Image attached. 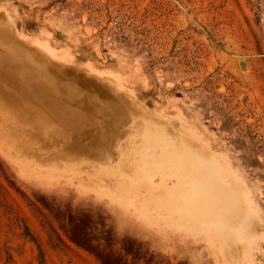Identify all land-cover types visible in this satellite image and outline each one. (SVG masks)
Instances as JSON below:
<instances>
[{
	"label": "rangeland",
	"instance_id": "obj_1",
	"mask_svg": "<svg viewBox=\"0 0 264 264\" xmlns=\"http://www.w3.org/2000/svg\"><path fill=\"white\" fill-rule=\"evenodd\" d=\"M5 131L0 264H264V0H0Z\"/></svg>",
	"mask_w": 264,
	"mask_h": 264
},
{
	"label": "bare ground",
	"instance_id": "obj_2",
	"mask_svg": "<svg viewBox=\"0 0 264 264\" xmlns=\"http://www.w3.org/2000/svg\"><path fill=\"white\" fill-rule=\"evenodd\" d=\"M8 41V42H10L11 44H12V46L13 45H15V46H17L16 44H15V38L12 36V35H10L7 39H5V41ZM25 50V49H24ZM46 67H48V69H50L49 68V66H48V64H46ZM108 103H111V102H109L108 101ZM107 103V104H108ZM120 103V102H119ZM91 110L93 109V107H91L90 108ZM89 109V110H90ZM91 112V111H90ZM92 112H93V110H92ZM107 112V111H106ZM86 113V112H85ZM69 123H70V121H69ZM171 126H179V127H183V125L180 123V122H178V123H173V122H171V123H169ZM104 129V128H103ZM97 130H98V127H97ZM99 131H100V129H99ZM21 132V133H20ZM14 134H20V136L22 135V137H23V135L24 136H26V132L25 131H19L18 133H16V132H14L13 134L12 133H10V131H5V132H1L0 133V137L2 136L4 139L6 138V139H10L8 142H12V143H14V142H16L17 144H18V140L17 139H15L14 137H13V135ZM14 138V139H13ZM163 140V139H162ZM14 141V142H13ZM11 143V144H12ZM175 144V143H174ZM174 144H172V145H174ZM197 144V146H190V148L192 149V150H197L199 153H197V155L198 156H206V155H209V153L205 150V148L203 147V146H201V145H199L198 143H196ZM15 145V144H14ZM167 145V144H166ZM15 149H18V150H21L22 151V149L18 146V147H14ZM24 152V151H23ZM24 154V153H23ZM53 157V156H52ZM210 157V156H209ZM59 158V157H58ZM211 159H212V157H210ZM209 159V158H208ZM53 161V160H52Z\"/></svg>",
	"mask_w": 264,
	"mask_h": 264
}]
</instances>
